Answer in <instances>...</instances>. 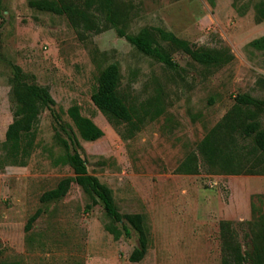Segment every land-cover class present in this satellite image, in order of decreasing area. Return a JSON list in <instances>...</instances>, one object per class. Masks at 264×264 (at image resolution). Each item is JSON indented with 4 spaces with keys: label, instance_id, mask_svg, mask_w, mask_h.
<instances>
[{
    "label": "rangeland",
    "instance_id": "374dc122",
    "mask_svg": "<svg viewBox=\"0 0 264 264\" xmlns=\"http://www.w3.org/2000/svg\"><path fill=\"white\" fill-rule=\"evenodd\" d=\"M130 1L127 32L159 27L194 47H226L232 59L206 69L173 49L177 68L169 69L112 28L82 36L65 17L35 10L27 0H0V264H221L218 224L226 218L241 252L249 248L246 221L264 216V174L210 173L196 144L235 94L264 102V48L248 45L264 35V20L254 21L257 0ZM110 62L119 67V92L142 118L131 135L90 100L95 77ZM16 78L44 87L61 122L70 124L65 110L75 104L101 129L93 141L78 137V151L87 173L111 190L119 212L142 214L148 241L141 260L127 259L137 234L113 239L101 206L84 210L88 200L77 184L59 200L39 201L72 174L49 110L38 115L25 164L5 163ZM258 120L264 128V109ZM190 152L197 173L178 171Z\"/></svg>",
    "mask_w": 264,
    "mask_h": 264
},
{
    "label": "trees",
    "instance_id": "16d2710c",
    "mask_svg": "<svg viewBox=\"0 0 264 264\" xmlns=\"http://www.w3.org/2000/svg\"><path fill=\"white\" fill-rule=\"evenodd\" d=\"M235 4V0H233ZM27 5L41 12L65 17L78 35L86 32L98 33L112 28L141 53L154 58L164 67L177 68L170 50L187 55L191 61L206 69H217L232 59L226 47L191 46L171 32L159 27H142L136 33L126 31L132 17L130 0H27ZM254 21L264 20V0L253 3ZM249 46L264 48V35L252 39ZM17 79V78H16ZM120 72L116 62L103 67L90 93L95 108L105 117L126 125L127 135H131L142 118L125 102L119 92ZM12 117L4 132L3 160L10 165H24L35 143L32 130L38 115L44 108L52 115L55 137L63 149L62 161L71 168L72 174L60 178L54 187L43 191L39 201L43 203L61 199L70 183L77 184L88 200L84 210L99 204L108 220L103 224L113 239L121 235L128 237L131 231L137 234V246L127 256L128 261L137 262L146 253L148 230L141 213H121L118 211L111 190L87 173L85 162L78 151V137L93 141L102 135L101 129L87 116L81 114L77 105L65 110L70 124L63 123L55 114L54 104L48 91L36 84H27L17 79L12 86ZM264 109V102L247 93H237L233 103L221 118L203 135L196 144L199 158L210 173L264 174V128L258 115ZM63 135H61V134ZM192 152L186 154L177 170L183 173H197ZM37 209L27 220L24 230L37 217ZM249 248L240 250L241 244L234 237V230L226 220L218 224L221 238V264H264V216L258 215L246 221Z\"/></svg>",
    "mask_w": 264,
    "mask_h": 264
},
{
    "label": "crops",
    "instance_id": "0c3cea01",
    "mask_svg": "<svg viewBox=\"0 0 264 264\" xmlns=\"http://www.w3.org/2000/svg\"><path fill=\"white\" fill-rule=\"evenodd\" d=\"M226 218V217H225ZM224 220H228L227 218L226 219H224Z\"/></svg>",
    "mask_w": 264,
    "mask_h": 264
}]
</instances>
